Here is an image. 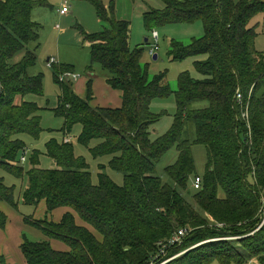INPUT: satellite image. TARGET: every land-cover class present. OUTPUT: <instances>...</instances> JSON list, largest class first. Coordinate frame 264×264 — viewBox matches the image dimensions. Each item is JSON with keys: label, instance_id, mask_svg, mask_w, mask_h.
<instances>
[{"label": "trees", "instance_id": "trees-1", "mask_svg": "<svg viewBox=\"0 0 264 264\" xmlns=\"http://www.w3.org/2000/svg\"><path fill=\"white\" fill-rule=\"evenodd\" d=\"M90 1L104 29L83 31L85 43L93 61L107 70L109 86L122 93V105L94 106L93 79L81 97L74 81L60 80L72 69L52 67L61 91L53 110L65 120L60 129L64 136L45 144L56 168L40 167L41 152L34 150L23 201L32 205L44 200L49 212L69 210L58 221L27 218L47 235L41 241L24 238L27 264H149L161 243L179 229L188 232L181 245L168 249L169 256H178L165 264H249L253 259L264 264V51L256 47L253 25L264 13V1L163 0L164 9L144 15L149 30L165 24L204 25L203 37L171 45L173 60L206 56L195 61L203 77L182 72L176 91L165 72L149 77L141 64L144 48L130 47L131 24L117 17L115 1ZM40 3L0 0V167L18 177L25 173L23 157L29 151L25 136L37 140L43 132L42 107L26 98L44 93V74L29 73L38 62L42 25L33 13ZM173 92L178 107L173 125L153 139L159 116L151 103ZM197 101L207 104L194 106ZM77 123L83 125L80 143L99 140L91 153L111 155L109 165L124 174L123 185L104 171L99 183L93 182L86 158L65 139ZM190 125L196 131L193 139ZM195 144L207 149L200 189L192 185L198 176ZM174 146L179 156L166 167L164 180L157 164ZM105 167L100 164L101 170ZM14 194L15 187L0 178V202L16 207ZM8 220L0 208V229ZM52 239L69 249H55Z\"/></svg>", "mask_w": 264, "mask_h": 264}, {"label": "rangeland", "instance_id": "rangeland-1", "mask_svg": "<svg viewBox=\"0 0 264 264\" xmlns=\"http://www.w3.org/2000/svg\"><path fill=\"white\" fill-rule=\"evenodd\" d=\"M40 4L36 6L33 13L35 21L42 25L40 32V46L36 53L38 55L37 64L29 70L30 74H44V93L36 96L27 95L29 100L36 101L41 107V125L43 132L39 139L33 140L25 136L28 143L26 157L27 161L22 163L25 173L18 177L0 167V178L6 185L15 187L16 207L0 202V208L7 214L9 220L4 229H0V264H27L25 256L21 249L24 238L41 241L46 240L47 235L40 229L34 227L27 221V218L60 220L62 215L69 209L60 207L49 212L46 202L42 200L39 204H25L23 201V192L28 185L27 170L31 167V156L34 150L41 152L40 167L44 169L56 168L54 159L45 152L46 142L52 138H63L60 131L64 126L65 120L58 116L53 110L58 105L60 95V86L54 79L52 66L47 63L48 58H56L57 65L69 66L74 74L79 75L78 80H74V88L80 96L87 94L88 82L93 79L95 106L120 107L122 104V93L110 87L107 83L108 72L98 62L92 59L90 47L85 43L84 32L96 33L104 29L103 23L98 18L95 6L90 0H37ZM105 3H111L112 0H102ZM116 15L121 20L129 21L131 24L130 47L135 49L143 47L141 64L148 72L150 78L162 72L166 73V80L173 91L178 89V79L184 71H189L194 77L202 78L195 67L197 59L206 58L205 55L185 58L183 60H173L169 55L172 43L182 41L190 43L193 38H200L205 35V28L201 21L191 24H165L155 28L159 33V50L155 52L158 58L150 53L155 44L153 30L146 27L144 15L151 10H162L165 8L163 0H114ZM242 0H235L240 2ZM264 1V0H262ZM46 2V3H45ZM63 6H67L70 12L66 15L59 13ZM106 25V24H104ZM253 25L258 32L256 47L264 51V13L258 14L253 21ZM148 40V41H147ZM35 44L31 46L34 47ZM93 73V75L91 74ZM205 102L197 101L193 105L202 107ZM151 110L159 116V120L152 126V137L156 139L166 134L172 127L175 115L178 111L176 97L174 92L166 97H157L151 103ZM83 125L77 123L73 126L70 134L66 137L74 144L77 155L84 156L90 165L93 182L99 183V173L106 172L119 185L124 184V174L110 167L111 155L94 157L90 147L97 145L100 141L93 140L90 145L80 143L79 137L82 133ZM194 125L189 126V136L195 138ZM24 153H21V155ZM197 174L202 176L205 172L207 163V149L202 144L193 146ZM22 155V156H23ZM179 156L176 146L165 153L157 164V173L164 180L167 179L166 167L174 164ZM100 164L105 165V169H100ZM80 224L85 223L78 219ZM88 226V225H87ZM93 230L92 227L88 226ZM52 245L57 250H68L66 243L59 240H51ZM181 251L180 254H183ZM5 260V263L3 262ZM249 264H259L256 259L251 260Z\"/></svg>", "mask_w": 264, "mask_h": 264}, {"label": "built area", "instance_id": "built-area-1", "mask_svg": "<svg viewBox=\"0 0 264 264\" xmlns=\"http://www.w3.org/2000/svg\"><path fill=\"white\" fill-rule=\"evenodd\" d=\"M61 14H67L69 12V9L67 6L62 7V9H60L59 11ZM153 38L155 39V44L154 46L151 48L150 53L152 55L155 54V52H157L160 48L159 44H158V40H159V33L158 31L154 30L153 32ZM49 66H54L57 63V59L56 58H49V60L47 61ZM79 79V75L74 74L73 72H65L63 74L60 75V80L64 81V80H78ZM237 98L241 101L242 99V95L238 94ZM245 118L248 120V110H246V114L244 115ZM26 159V156L23 157V161ZM203 183V177L198 175L194 178L193 180V187L194 189H200ZM187 230L186 229H179L170 239H168L166 242H162L161 243V250L160 253L158 255H156L154 258H152L151 262L149 264H165L168 261L174 259L175 257H177L178 255L175 256H169V248L173 247V246H179L183 243L184 237L187 234Z\"/></svg>", "mask_w": 264, "mask_h": 264}, {"label": "crops", "instance_id": "crops-1", "mask_svg": "<svg viewBox=\"0 0 264 264\" xmlns=\"http://www.w3.org/2000/svg\"><path fill=\"white\" fill-rule=\"evenodd\" d=\"M106 1V0H105ZM64 7V6H63ZM69 12H70V10H69ZM68 12V13H69ZM60 13V12H59ZM67 13V14H68ZM61 14V13H60ZM61 15H63V14H61ZM64 15H66V14H64ZM49 59V58H48ZM48 59H47V61H48ZM92 75H93V73H91ZM93 85H94V81H93ZM109 85V84H108ZM75 89V88H74ZM76 91V90H75ZM81 97H84V96H81ZM92 103H93V101H92ZM94 105V104H93ZM122 105V104H121ZM95 106V105H94ZM101 107H104L103 105H101ZM65 139H67V140H69V138L68 137H66Z\"/></svg>", "mask_w": 264, "mask_h": 264}, {"label": "water", "instance_id": "water-1", "mask_svg": "<svg viewBox=\"0 0 264 264\" xmlns=\"http://www.w3.org/2000/svg\"><path fill=\"white\" fill-rule=\"evenodd\" d=\"M148 41V40H147ZM154 58L157 59L158 58V54H155L154 55ZM49 60V59H48Z\"/></svg>", "mask_w": 264, "mask_h": 264}]
</instances>
